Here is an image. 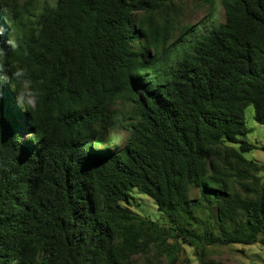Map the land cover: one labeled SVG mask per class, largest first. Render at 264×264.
<instances>
[{
    "label": "trees",
    "instance_id": "obj_1",
    "mask_svg": "<svg viewBox=\"0 0 264 264\" xmlns=\"http://www.w3.org/2000/svg\"><path fill=\"white\" fill-rule=\"evenodd\" d=\"M178 1L0 0V264H181V242L209 264L207 245H264L262 166L243 156L246 107L264 127V0H219L218 23L211 2L188 40Z\"/></svg>",
    "mask_w": 264,
    "mask_h": 264
},
{
    "label": "rangeland",
    "instance_id": "obj_2",
    "mask_svg": "<svg viewBox=\"0 0 264 264\" xmlns=\"http://www.w3.org/2000/svg\"><path fill=\"white\" fill-rule=\"evenodd\" d=\"M22 3L33 4L35 8H41L43 5H54L55 0H18ZM214 2L216 10L212 14L211 22H222L224 15L223 9L219 4V0H180L176 2L179 6V15L177 17L178 25H194L199 26V29L190 31L186 34V40L192 39L199 30L204 31L206 26H203L206 17L209 15L210 3ZM203 27V28H202ZM174 39L177 36V31H173ZM244 120L246 127L250 131L243 137L248 142L256 145V149L243 154L247 159L256 161L262 169L259 173L261 184L264 186V127L257 123L253 118V107L249 105L244 111ZM123 132H118V137H123ZM30 136V131L26 133L23 131L19 134L21 140H27ZM131 208L142 217L157 221L160 225L168 227V217L164 213L157 210L156 205L148 196L131 191ZM180 241V240H178ZM173 238H168L167 244L172 245ZM152 255V254H151ZM150 255V256H151ZM177 258L181 264H201L198 250L194 247L180 243L179 251H177ZM203 258L207 263L210 261L221 264H264V245L260 243L253 244H213L207 245L203 249ZM143 256H135L133 264H142Z\"/></svg>",
    "mask_w": 264,
    "mask_h": 264
},
{
    "label": "clouds",
    "instance_id": "obj_3",
    "mask_svg": "<svg viewBox=\"0 0 264 264\" xmlns=\"http://www.w3.org/2000/svg\"><path fill=\"white\" fill-rule=\"evenodd\" d=\"M15 45H13L14 47ZM15 77H22L24 76V72L23 70H17L15 73H14ZM27 84H30V81H25V85L27 86Z\"/></svg>",
    "mask_w": 264,
    "mask_h": 264
}]
</instances>
